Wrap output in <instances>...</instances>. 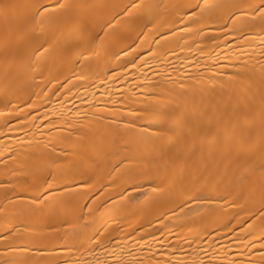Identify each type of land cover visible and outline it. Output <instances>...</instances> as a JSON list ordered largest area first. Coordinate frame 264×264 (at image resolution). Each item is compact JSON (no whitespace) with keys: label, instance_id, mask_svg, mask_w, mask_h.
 <instances>
[{"label":"bare ground","instance_id":"6f19581e","mask_svg":"<svg viewBox=\"0 0 264 264\" xmlns=\"http://www.w3.org/2000/svg\"><path fill=\"white\" fill-rule=\"evenodd\" d=\"M0 264H264V0H0Z\"/></svg>","mask_w":264,"mask_h":264}]
</instances>
